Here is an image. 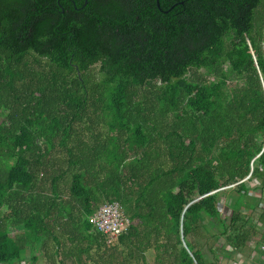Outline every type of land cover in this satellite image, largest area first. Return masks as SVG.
<instances>
[{"label":"trees","instance_id":"16d2710c","mask_svg":"<svg viewBox=\"0 0 264 264\" xmlns=\"http://www.w3.org/2000/svg\"><path fill=\"white\" fill-rule=\"evenodd\" d=\"M157 1L0 0V263L263 247L264 0ZM112 200L110 237L87 217Z\"/></svg>","mask_w":264,"mask_h":264},{"label":"rangeland","instance_id":"374dc122","mask_svg":"<svg viewBox=\"0 0 264 264\" xmlns=\"http://www.w3.org/2000/svg\"><path fill=\"white\" fill-rule=\"evenodd\" d=\"M225 67H226V65H223V68H225ZM257 181L258 180L255 181L254 179L246 180V184L249 187L246 195L258 196L259 195V191H260L258 207H262V206H264V187L261 190H258L257 188H252L253 185H257L258 184ZM223 189L225 191H224L223 194H220L218 196L217 207H218V209L220 211L227 212L228 211L227 205L231 201L230 200L231 197L228 194L229 193V186H226ZM246 195H240L241 201L249 199L248 196H246ZM240 210L242 211L243 214L249 215L248 219L253 220V218L255 217V213L249 212V210L247 208L242 207V208H240ZM255 210H257V208ZM255 227L256 228L258 227L257 228V232H259L262 226L257 225ZM257 232L255 234H257ZM253 238L256 240V235H251V237L247 240V241H249V244L252 243L253 246H249L248 248L246 246V247H243L241 250H238L239 252L242 251V254H244L246 256L245 260L248 261V262H245V263L243 262L242 264H264L263 263L264 261L262 259H260L259 256H258L259 253L258 252L255 253V250L259 249L261 254L264 255V245H263L262 248L259 247L260 246L259 243H258V240L260 241L259 236L257 237L256 241ZM194 239L196 240L195 245L197 247H199V249L203 252V254L205 255L206 260L212 261V260L215 259L216 261H218V264H231V261H233V258L235 256V253H233V252L231 253L230 258L221 257L218 253H215L214 255H212V253H210V251H208L207 246L210 245V247H212L211 244L214 245L215 241H212L202 231L199 233V235L197 237H194ZM250 240H252V241L254 240V242H252ZM256 247H258V249H256ZM226 248L229 249V246L226 245ZM252 250L254 251V253H252L253 252ZM151 263H152V255L148 254L147 255V264H151Z\"/></svg>","mask_w":264,"mask_h":264},{"label":"built area","instance_id":"2783aa9c","mask_svg":"<svg viewBox=\"0 0 264 264\" xmlns=\"http://www.w3.org/2000/svg\"><path fill=\"white\" fill-rule=\"evenodd\" d=\"M87 219L100 233L110 237L116 235L128 224L127 216L122 213L114 200L99 204Z\"/></svg>","mask_w":264,"mask_h":264},{"label":"crops","instance_id":"0c3cea01","mask_svg":"<svg viewBox=\"0 0 264 264\" xmlns=\"http://www.w3.org/2000/svg\"><path fill=\"white\" fill-rule=\"evenodd\" d=\"M254 239V238H253ZM255 240V239H254ZM254 240L252 241V240H250V241H252V242H254ZM247 246V248L249 247V246H253L252 245V243H250L249 244V241H246V243H245V245H244V247H246ZM230 248V247H229ZM253 251V250H252ZM259 253L260 254V259H262L263 261H264V255H262L261 254V252H260V250H258V251H255V253ZM252 253H254V251L252 252ZM35 258H34V260L33 259H30L29 258V255H25L24 256V258H22V259H20L19 261H13L12 263H10V264H60L59 262H57L55 259L54 260H52V258L50 257V261L49 260H46V258H44L42 255H40V253L39 252H35ZM245 255L244 254H242V251H236L235 252V256H234V258H233V261H231V264H242L243 262L245 263V262H248V261H246L245 260ZM244 260V261H243ZM64 262H63V264H73L71 261H70V259L68 258V259H65V260H63ZM264 263V262H263ZM0 264H5V263H0Z\"/></svg>","mask_w":264,"mask_h":264},{"label":"water","instance_id":"95a60500","mask_svg":"<svg viewBox=\"0 0 264 264\" xmlns=\"http://www.w3.org/2000/svg\"><path fill=\"white\" fill-rule=\"evenodd\" d=\"M85 2H86V0H83V3H85ZM155 4L158 5V1L157 0H155Z\"/></svg>","mask_w":264,"mask_h":264}]
</instances>
